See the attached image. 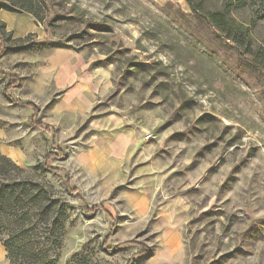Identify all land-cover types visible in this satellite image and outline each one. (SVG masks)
<instances>
[{
    "label": "rangeland",
    "instance_id": "obj_1",
    "mask_svg": "<svg viewBox=\"0 0 264 264\" xmlns=\"http://www.w3.org/2000/svg\"><path fill=\"white\" fill-rule=\"evenodd\" d=\"M209 12L234 19L243 42L214 26ZM41 16H34L40 33L0 37L7 48L0 123L24 116L4 86L33 77L55 48L83 51L92 66L110 70L112 84L89 115L69 118L75 129L60 131L58 146L44 131L32 142L18 178L50 186L52 202L44 212L5 209L0 238L11 244L15 264H264V2L47 0ZM38 80L37 90L26 79L25 94L16 85L9 92L25 101L36 93L46 103L36 119L50 123L56 91L47 76ZM110 114L143 137V157L134 156L125 172L100 165L106 158L99 161L94 149L106 129L94 121ZM145 160L161 185L140 217L123 194ZM45 162L54 169H43ZM169 199L175 203L164 212ZM96 204L102 207L90 216L86 207ZM168 216L179 244L163 259Z\"/></svg>",
    "mask_w": 264,
    "mask_h": 264
},
{
    "label": "crops",
    "instance_id": "obj_2",
    "mask_svg": "<svg viewBox=\"0 0 264 264\" xmlns=\"http://www.w3.org/2000/svg\"><path fill=\"white\" fill-rule=\"evenodd\" d=\"M18 14H23V16H16ZM0 19L6 23L7 30L13 32L14 38H23L28 33H40L37 20L30 13L1 9ZM91 63L92 60L83 51L72 47H58L46 56L43 67L35 68L32 71L33 77H21L22 81L16 85L21 91L27 85L25 83L28 79L30 89L37 90L41 81L38 80L39 76L45 75L48 77L53 91H56L49 106L50 123L55 128L42 119H36L37 116L41 115L46 104H42L40 98L35 97L36 93L28 101H25L23 99H26V96L14 98L9 91L4 90L9 98L14 99L15 103L23 107L22 113L24 112L21 121L18 118H11L16 114L13 116L8 114V116L2 118V123H0V151L4 155L11 158L16 164L26 166L30 164L29 152L32 142H36L37 137L41 139L43 131L53 136L54 144H56L57 139L59 140L60 131L73 133L75 125L73 123L68 124L69 118L89 115L96 103L102 101L106 96L112 84L110 70L103 67H94ZM41 83H43V80ZM29 102L37 105L38 109L36 110ZM33 120L44 122L50 129L46 130L33 125ZM64 123L66 124L64 125ZM94 124L106 128L103 133H100L101 143L94 148L98 156L101 157L99 161L106 158L100 162V165H113L117 173H120L125 172L126 166L134 156L143 157L142 154L138 155V152L144 146V142L137 129L122 125V120L113 114L99 117L98 120L94 121ZM56 146H58V142ZM147 161H141L135 167L134 172L138 176L134 178L132 187L123 194L124 201L140 217L149 209L151 199L158 193L161 185L160 173L153 172L152 164ZM83 164L86 166L91 164V161H85ZM174 203L173 199L164 201L162 206L164 212ZM167 219H169V216ZM169 220L170 226L165 233L166 238L164 240L166 244L158 247V253L163 259H167V256L172 254L179 244L177 226L173 218ZM0 264H10L6 247L1 239Z\"/></svg>",
    "mask_w": 264,
    "mask_h": 264
},
{
    "label": "trees",
    "instance_id": "obj_3",
    "mask_svg": "<svg viewBox=\"0 0 264 264\" xmlns=\"http://www.w3.org/2000/svg\"><path fill=\"white\" fill-rule=\"evenodd\" d=\"M264 2V0H260ZM47 0H2L0 1V10L4 9L7 11L13 12H22L28 11L33 13L34 16L38 20H42L43 17L41 16V11L43 4H46ZM210 20L212 24L216 26L223 32L228 34V38H233L234 40L240 42L243 40L241 37L237 35V32L234 27L237 26V22L233 19L231 22L226 15L222 14L221 12H209ZM244 27V26H243ZM0 37L3 39L4 42H8L12 39L13 33L8 31L6 28V23L0 19ZM23 38H18L16 41H21ZM7 48L2 47L0 48V57L6 53ZM262 57V56H261ZM264 58V57H262ZM4 72H0L3 74ZM19 76H16V78ZM19 81L16 79L15 81L8 82L4 87V90L8 92L11 88L17 85ZM29 104L33 105L36 110L38 106L29 102ZM33 125L39 126L46 130L50 129V127L42 121H32ZM61 149L58 151H49L47 153V160L50 157L57 156ZM43 169L53 170V166H49V163L45 162L42 166ZM58 170L57 168H55ZM23 168L16 164L10 158L2 155L0 153V227L3 225L4 217H5V209L10 206L13 208H28V206H33L37 208L38 206L42 208L43 212L46 209L48 211L51 206L52 195L50 194V186L47 184H40L33 179H21L18 178L17 172H22ZM67 181L70 182V177L66 176ZM44 185V186H43ZM47 187V188H45ZM49 187V188H48ZM102 207L101 204L94 205L93 208L86 207L87 213L92 216L95 213V208ZM45 215V213H44ZM1 239V238H0ZM3 245L6 247L7 250V258L9 260H14V264L16 261L15 253L11 244L7 241H3L1 239ZM146 253H150L147 251ZM151 254V253H150ZM37 261V259H36ZM13 264V262H11ZM34 264H41L38 262H34Z\"/></svg>",
    "mask_w": 264,
    "mask_h": 264
}]
</instances>
